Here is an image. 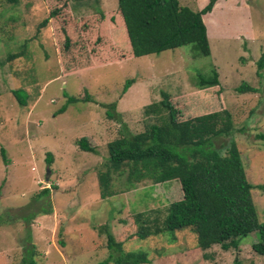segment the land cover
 Masks as SVG:
<instances>
[{
    "label": "rangeland",
    "instance_id": "obj_1",
    "mask_svg": "<svg viewBox=\"0 0 264 264\" xmlns=\"http://www.w3.org/2000/svg\"><path fill=\"white\" fill-rule=\"evenodd\" d=\"M179 1L198 12L209 0ZM70 5L80 34L72 36L69 48L82 56L90 52L95 68L65 77V40L56 42L50 23L41 28L49 15L44 1L0 0V264H22L30 238L40 254L39 264H99L110 253L108 234L96 230L103 225L125 252H146L150 264H264V257L252 248L256 232L230 251L219 245L199 249L189 229L133 238L134 216L161 210L163 219L169 205L166 195L150 181L130 189L123 179L114 182L116 196L102 199L98 182L108 144L144 131L148 105L160 101L163 91L183 95L200 90V76L209 78L216 70L249 182L263 186L255 187L252 195L264 223V150L255 137L264 133V79L256 75L264 51V0L219 1L205 19L210 56L188 45L138 58L118 0H70ZM128 79L135 84L122 96ZM244 82L260 92L237 93ZM15 90H22L21 98L28 96L26 106ZM70 97L82 101L68 104ZM111 104H116L114 118L107 117ZM83 135L96 139L97 155L78 148L76 140ZM230 140L216 139V145ZM49 152L52 164L47 162ZM46 188L48 196L41 193Z\"/></svg>",
    "mask_w": 264,
    "mask_h": 264
},
{
    "label": "trees",
    "instance_id": "obj_2",
    "mask_svg": "<svg viewBox=\"0 0 264 264\" xmlns=\"http://www.w3.org/2000/svg\"><path fill=\"white\" fill-rule=\"evenodd\" d=\"M43 1L49 15L41 28L50 23L56 42L65 40L68 51L63 57V76L94 69L90 52L85 50L82 56L76 48H69L72 36L80 34V22L70 0ZM219 1L209 0L198 12L182 6L179 0H118L117 9L135 57L157 55L188 45H195L199 55L210 56L208 28L203 16L212 13ZM256 66V75L263 80L264 51ZM134 84V79L126 80L122 96ZM199 86L200 90L183 95L163 91L160 101L145 108L148 121L144 131L121 135L108 144L106 162L98 171L100 196L102 199L116 196L119 193L114 189L116 180L124 179V186L130 189L150 181L166 195L169 205L163 219L161 210L137 213L133 238L147 239L189 229L197 236L199 249L206 251L219 245L224 251H230L238 250L241 240L256 232L258 241L252 248L264 257V223L259 221L252 195L255 187L262 190L263 186L249 182L242 153L233 137L234 122L226 107L218 72L213 70L209 78L200 76ZM236 91L239 94L260 92L246 82ZM22 94V90L14 91L19 103L26 106L28 96L21 98ZM79 101L82 100L70 97L68 104ZM68 104L59 114L67 110ZM108 108L107 117L114 118L112 110L116 104ZM255 137L263 142L261 149L264 150V133ZM220 138L231 140L218 147L216 139ZM76 144L81 151L95 155L100 147L96 139L87 135L79 137ZM1 155L8 163L4 148ZM47 157V162L52 164L53 154L49 152ZM41 193L48 196L50 189ZM96 230L102 235L108 234L110 251L108 258L99 264L152 263L146 252H125L123 243L116 240L107 225ZM28 241L31 247L26 249L22 264H39L40 254L32 239Z\"/></svg>",
    "mask_w": 264,
    "mask_h": 264
},
{
    "label": "crops",
    "instance_id": "obj_3",
    "mask_svg": "<svg viewBox=\"0 0 264 264\" xmlns=\"http://www.w3.org/2000/svg\"><path fill=\"white\" fill-rule=\"evenodd\" d=\"M203 19H204V21H205V19H206V15H204L203 16ZM208 28V27H207ZM252 32V36H250V37H253L254 36V34H253V31H251ZM248 36V35H247ZM208 37H209V40H210V32H209V29H208ZM249 37V36H248Z\"/></svg>",
    "mask_w": 264,
    "mask_h": 264
},
{
    "label": "water",
    "instance_id": "obj_4",
    "mask_svg": "<svg viewBox=\"0 0 264 264\" xmlns=\"http://www.w3.org/2000/svg\"><path fill=\"white\" fill-rule=\"evenodd\" d=\"M48 180V179H47Z\"/></svg>",
    "mask_w": 264,
    "mask_h": 264
}]
</instances>
